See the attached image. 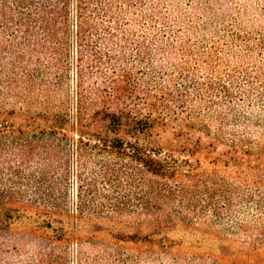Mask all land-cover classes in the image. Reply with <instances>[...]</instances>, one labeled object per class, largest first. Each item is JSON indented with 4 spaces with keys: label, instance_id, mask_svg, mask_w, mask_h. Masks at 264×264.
I'll return each mask as SVG.
<instances>
[{
    "label": "trees",
    "instance_id": "16d2710c",
    "mask_svg": "<svg viewBox=\"0 0 264 264\" xmlns=\"http://www.w3.org/2000/svg\"><path fill=\"white\" fill-rule=\"evenodd\" d=\"M221 1L187 22L227 31L199 48L176 0H0V264H264V121L206 119L189 96L221 106L239 72L225 48L264 52V11ZM156 53L196 66L167 74ZM181 231L222 245L191 253Z\"/></svg>",
    "mask_w": 264,
    "mask_h": 264
},
{
    "label": "rangeland",
    "instance_id": "374dc122",
    "mask_svg": "<svg viewBox=\"0 0 264 264\" xmlns=\"http://www.w3.org/2000/svg\"><path fill=\"white\" fill-rule=\"evenodd\" d=\"M178 5V10L184 13V17L181 20H177L173 22V28L175 31L180 33L184 38L188 37L190 35L189 31H196V35L194 38H192L191 43L199 48H203L205 46V39H209V35L211 32H216V41H224V39L227 38V31L224 29V25L222 23H215L212 24L210 27H203V22H201V27H198L197 25H193L194 27H191L188 22V20H192L194 17H196V13H203L202 8H205V1L208 2L209 0H176ZM222 4L226 2V0L221 1ZM237 4L236 7L238 8H244L248 7L249 14L248 17L250 20H254L257 17L256 12H262L264 11V0H236ZM231 5H223V11L225 13H233L234 10L231 9ZM180 15V14H179ZM200 16V14H199ZM261 16V15H260ZM264 16H261L263 19ZM259 24L255 25V28L257 29ZM209 29H212L213 31H209ZM255 30V29H254ZM263 29H257L258 32ZM253 43H255V39L252 40ZM239 48V47H238ZM238 56V55H237ZM254 56V57H253ZM253 58H249L248 56L240 55L239 57H236L235 55H232V53L229 51V47H226L225 50L222 53V60L224 64L227 66V63L229 65H239V72H237L234 75V83H233V96L231 97H225V96H219L220 98V105H214L213 107L207 108V106H210L206 101L211 99L210 94L206 93H199L196 89H190L189 96L193 100L194 106L197 108V111L203 115L206 119L210 117V115H216L218 113L233 116L234 114L240 112L244 115V117L241 119V121H256L257 123L260 121H264V87L259 86V83H256L254 86L248 83L247 77H246V68L251 71H255V67H260L263 65L264 68V52L261 53L260 49L256 50V53L253 55ZM168 56H164L161 54H154L151 56V58L148 61L149 65L152 66H164L162 67L165 71L168 73H172L173 69L177 65L181 64H187L190 66H196L195 61H187L186 59L180 58L179 56H174L172 60H167ZM202 60V59H201ZM186 61V62H185ZM234 61L235 64H231V62ZM255 67H254V66ZM211 65L205 61L200 62L199 69L197 71V76L200 78L198 80H203V76L207 72V69ZM232 66V67H233ZM225 67V66H224ZM226 68V67H225ZM227 69V68H226ZM243 69V72H242ZM227 71H229L227 69ZM264 75V69L261 71ZM151 75V72L146 74L145 76L148 77ZM161 76V75H159ZM160 80V78L158 79ZM190 78L187 77L184 79V82H189ZM255 87V88H254ZM203 122H210V121H203ZM204 141H207V137L203 136ZM214 155V154H212ZM211 155V156H212ZM187 156V155H185ZM184 158V157H183ZM202 162V168H210V162L212 161L210 158H201ZM255 189V188H254ZM262 192L264 191V188H261ZM258 189H255V192H257ZM182 231L180 233L174 232L169 235V238L176 241V242H183V247L189 248V251L194 253H199L201 255H206L211 251H217L218 248L222 245L220 242L209 238L205 239L206 241L203 243H196V239H204V234L200 232H188L186 236H182ZM206 238V237H205ZM256 257L259 258L264 263V242L260 249H258L256 253ZM148 264H158L157 261H150Z\"/></svg>",
    "mask_w": 264,
    "mask_h": 264
}]
</instances>
